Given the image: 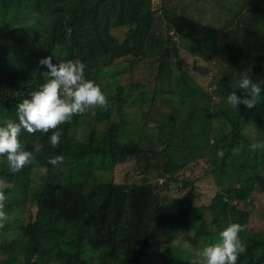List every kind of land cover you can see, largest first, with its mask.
Here are the masks:
<instances>
[{"label": "trees", "instance_id": "trees-1", "mask_svg": "<svg viewBox=\"0 0 264 264\" xmlns=\"http://www.w3.org/2000/svg\"><path fill=\"white\" fill-rule=\"evenodd\" d=\"M180 51L218 64L208 89L179 67ZM49 56L83 63L108 107L60 125L58 147L51 131H22L34 159L19 172L0 157V264H143L161 236L160 264H186L231 223L247 226L237 264H264V228L254 231L253 212L237 206L264 193V150L249 147L264 141V83L255 108L226 103L243 95L242 73L264 82V0H0V126L18 122ZM146 60L155 71L132 76ZM157 100L168 107L151 117ZM57 155L63 163L49 164ZM197 160L208 168L189 177ZM122 164L121 182L100 178ZM209 175L214 191L198 205L194 182Z\"/></svg>", "mask_w": 264, "mask_h": 264}, {"label": "clouds", "instance_id": "clouds-1", "mask_svg": "<svg viewBox=\"0 0 264 264\" xmlns=\"http://www.w3.org/2000/svg\"><path fill=\"white\" fill-rule=\"evenodd\" d=\"M39 64L48 71L46 82L31 92L30 98H25L17 105L18 122L6 120L0 126V157H6V163L12 173L21 171L33 162V154L21 148L18 137L22 131L28 134L36 132L49 133L52 147H58L62 133L55 131L60 125L69 122L72 117L84 115L90 109L97 107L106 109L108 99L101 88L92 80L85 77V65L80 62L54 64L52 57H44ZM255 82L248 73H242L236 84V89L242 90L238 96L231 92L226 103L232 109L240 105L248 109L255 108L261 102V84ZM251 151L264 150V141L254 142ZM218 157L224 152L219 151ZM49 164L57 166L63 163V156L49 158ZM8 197L0 190V228L8 217L4 211ZM247 226L240 223H231L219 233L218 242L206 244L199 252L198 264H237L239 255L246 253L247 246L241 240L240 233L246 231Z\"/></svg>", "mask_w": 264, "mask_h": 264}, {"label": "rangeland", "instance_id": "rangeland-1", "mask_svg": "<svg viewBox=\"0 0 264 264\" xmlns=\"http://www.w3.org/2000/svg\"><path fill=\"white\" fill-rule=\"evenodd\" d=\"M12 13V11H6L4 14H2V18H8L9 15ZM124 27H118L113 28L111 30V34L115 36L118 40H121L124 36ZM179 67L182 68L187 74L193 75L196 82L203 88L208 89L212 83L210 82V76L212 74V69L215 67H218L217 63H214L212 58H208V56L204 53H199L198 51L191 53H187L185 51H180L179 58H178ZM125 65H127L125 63ZM133 72L132 76L135 77L138 76V74H149L150 72L155 71V66L152 64L149 60H146V62H140L138 64H135L132 66ZM177 73V72H176ZM174 74L173 76L176 77L177 74ZM215 75V73H214ZM105 78L110 80L108 76L105 75ZM151 85V84H150ZM167 102V101H166ZM164 102H160V100L156 101L152 106V111L150 113L151 117H156L158 112L164 111L167 109L168 104ZM81 133V131H80ZM85 134H79L78 137L83 139ZM249 138H253L255 134H248ZM198 163L195 166L192 175L185 171V174L189 175V177L195 176L197 173L199 174L201 172V169H207L208 164L203 162L202 160H197ZM125 170V165H117L112 173H101L102 176H100L101 179L105 180H112L113 182H121L123 180V173ZM178 173H181L179 171ZM233 183L236 185V183L233 181ZM195 191L193 192L194 196V202L198 205L200 204H206V201L209 200L211 194L214 191V184L211 181V177L209 175L208 179H203L199 181H195ZM252 204L247 202H239L237 203V206L239 207H245L247 209H250L251 212H253V215H251V220H254V223H251L250 225H253L254 228H252L254 231L257 230V228H264V193L262 194H255L252 196ZM207 215V213H205ZM164 236L158 237L153 241V248L150 250L149 258L147 260H142L143 264H160L159 256L157 253L165 248L168 243H166L165 239H163ZM187 249H189L192 252L194 251V248H191L190 246H186ZM195 263H194V262ZM199 258H194L189 260L186 264H198ZM9 262V259L4 261V264Z\"/></svg>", "mask_w": 264, "mask_h": 264}, {"label": "built area", "instance_id": "built-area-1", "mask_svg": "<svg viewBox=\"0 0 264 264\" xmlns=\"http://www.w3.org/2000/svg\"><path fill=\"white\" fill-rule=\"evenodd\" d=\"M152 3H158L159 0H151Z\"/></svg>", "mask_w": 264, "mask_h": 264}]
</instances>
